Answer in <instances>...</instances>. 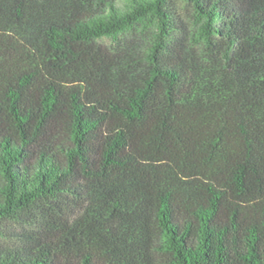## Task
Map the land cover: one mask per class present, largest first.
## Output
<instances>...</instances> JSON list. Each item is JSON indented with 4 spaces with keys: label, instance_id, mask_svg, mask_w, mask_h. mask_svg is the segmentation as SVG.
I'll use <instances>...</instances> for the list:
<instances>
[{
    "label": "trees",
    "instance_id": "1",
    "mask_svg": "<svg viewBox=\"0 0 264 264\" xmlns=\"http://www.w3.org/2000/svg\"><path fill=\"white\" fill-rule=\"evenodd\" d=\"M0 264H264V0H0Z\"/></svg>",
    "mask_w": 264,
    "mask_h": 264
}]
</instances>
